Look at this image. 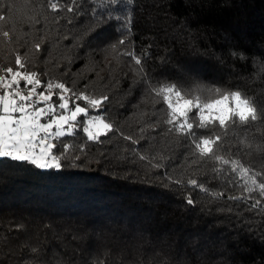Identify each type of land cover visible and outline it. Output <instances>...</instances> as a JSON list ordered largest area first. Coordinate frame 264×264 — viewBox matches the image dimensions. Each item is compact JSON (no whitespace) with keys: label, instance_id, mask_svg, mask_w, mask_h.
I'll return each instance as SVG.
<instances>
[{"label":"trees","instance_id":"obj_1","mask_svg":"<svg viewBox=\"0 0 264 264\" xmlns=\"http://www.w3.org/2000/svg\"><path fill=\"white\" fill-rule=\"evenodd\" d=\"M97 16L124 23L90 29ZM0 17V76L35 73L55 105L67 93L112 125L89 141L85 115L52 137L60 169L0 158V264H264V195L231 167L264 183V0H0ZM170 85L185 99L239 91L258 119L198 128L193 110L195 135L178 131Z\"/></svg>","mask_w":264,"mask_h":264},{"label":"snow or ice","instance_id":"obj_2","mask_svg":"<svg viewBox=\"0 0 264 264\" xmlns=\"http://www.w3.org/2000/svg\"><path fill=\"white\" fill-rule=\"evenodd\" d=\"M110 3H116V0H110ZM53 9H56L57 5L53 3L51 5ZM3 19V17H0ZM109 20H115L124 23L120 17L106 16L101 19L99 16L94 21V25H90V29L94 27H100ZM7 32L4 36H8ZM87 35V32L85 33ZM120 44L124 41L120 40ZM36 49H40V44L35 45ZM111 47H115L111 45ZM235 55V53H233ZM243 58V57H241ZM136 64H140L141 61L137 59ZM16 64L21 66L19 57L16 60ZM7 73H13V68L8 67L5 69ZM35 73L30 76H24V79L28 84H40V80L34 79ZM16 76L19 73H15L12 76V84H17ZM5 77L0 76V82H3ZM12 84H8L5 87L11 88ZM56 88L66 92L68 89L64 84H56ZM53 85L48 84V89L51 90ZM159 91L164 95L165 102L171 112L174 119H170L169 123H175L177 119L183 118V122L177 125L178 131H187L189 135H195L193 130V123L188 122L189 113L195 110L196 119L198 121V128H206L210 124L218 122L220 126H226L234 120H238L241 124L247 123L249 120L256 121L258 119L259 111L255 106V101L242 94L239 91L222 92L221 89H210L209 95L204 99L201 96H193L190 99H185L184 95L177 88L176 85L165 86ZM36 93V88L33 87L28 95H21L16 92L14 96L19 97L20 103L13 99H8L5 96H0V104L3 105L4 115H0V158L11 159L17 162H26L39 169H60L62 167L61 160L67 159V150L61 145L58 149L59 154L54 153L52 150L57 148V145L50 142V137L60 138L66 135L63 131L64 125L69 124L70 121H75L79 114H88V109L76 105L74 111H71L70 115H59L54 119L46 123H41L42 116H47L49 113L54 112L52 105L47 104L51 100L50 94L40 93L38 100L35 103H45L47 107L36 108L33 103V94ZM174 93V99L172 94ZM214 93V95H213ZM218 97V98H216ZM77 99L88 100L93 109H98L102 102L107 100L108 97H102L100 99H89L88 96H78ZM61 103L58 104L60 109L69 108V100L63 95L60 96ZM13 113H20L18 117H14ZM213 113H216L213 115ZM99 121V124L96 122ZM88 127H84L83 131L87 133V139L89 141H98L101 135L99 129L111 130L112 125L110 123H104L103 120L97 116L87 120ZM53 126L57 127V131L53 132ZM95 128L96 131L90 129ZM69 132H71V125L69 126ZM220 140V136L214 138L202 137L194 139L192 144L196 152L202 156H209L213 154V145ZM216 160L227 165L228 160H224L219 156L215 157ZM231 167L238 176L243 179L244 185L247 186V191L252 192L258 190L264 195V183L257 184V174L253 172L249 175V169L243 166H239L238 162H232ZM188 183L200 188L201 185L196 180H190ZM229 199H244L243 197H229ZM189 204L192 200L189 198L187 201ZM255 205H259V201L254 202Z\"/></svg>","mask_w":264,"mask_h":264},{"label":"rangeland","instance_id":"obj_3","mask_svg":"<svg viewBox=\"0 0 264 264\" xmlns=\"http://www.w3.org/2000/svg\"><path fill=\"white\" fill-rule=\"evenodd\" d=\"M14 74H12L10 77H8V78H5L4 80H3V82H0V96H5L6 98H8V99H15L16 101H17V103L19 104L20 103V101H19V97L18 96H14V94L16 93V92H19V93H21V95H28V94H30V91H31V89L33 88V87H35L36 88V93L35 94H33V100L31 101V102H25V103H33L34 105H35V107L36 108H40V107H47V105L45 104V103H43V102H41V103H35L37 100H38V97H39V94L40 93H43V94H50L51 95V100L50 101H48L47 102V104H50V105H52L53 106V108L55 109L54 110V112H52V113H49V115H47V116H42L41 117V119H40V122L41 123H46V122H48V121H50L51 119H54L56 116H59V115H70V113H71V111H74V108H75V106H73V107H71V106H69V108L68 109H60L59 107H58V104H56L55 105V97H53L52 95H53V93H52V91L51 90H47V89H43V90H40V89H37V87H36V85L35 84H28L26 81H24L23 83H21L20 82V79H21V77H24L21 73H19V76H16V80L17 81H19V83H17V84H12V76H13ZM8 84H12V87L11 88H6L5 86L6 85H8ZM64 94H67V93H62V95L64 96ZM68 99V98H67ZM62 101L60 100V103H61ZM80 106V105H79ZM216 113H213V115H215ZM0 115H4V113H3V105L2 104H0ZM14 117H18L19 115H20V113H13L12 114ZM82 115V114H81ZM84 116L85 115H83V118L82 119H79V116H77V118H76V120L75 121H70V125H71V129L73 128V126H74V124L77 122V121H82V120H84ZM97 116H99L101 119H102V117H101V115L100 114H98V113H89V114H87V116H86V121H85V124H86V127H88V124H87V120L88 119H90V118H92V117H97ZM103 120V119H102ZM103 122L104 123H106L104 120H103ZM97 124H99V121H97L96 122ZM69 124H66V125H64V129H63V131L65 132V131H69V126H70ZM58 129H57V127L56 126H53V129H52V131L53 132H55V131H57ZM90 130H92V131H96V129L95 128H92V129H90ZM105 129L103 128V127H100V129H99V131H100V133L102 132V131H104ZM51 138L52 137H50V142H51ZM52 143V142H51Z\"/></svg>","mask_w":264,"mask_h":264}]
</instances>
